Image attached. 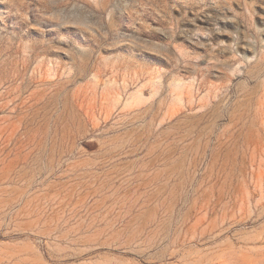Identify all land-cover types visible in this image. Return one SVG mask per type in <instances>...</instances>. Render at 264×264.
<instances>
[{
    "label": "rangeland",
    "instance_id": "1",
    "mask_svg": "<svg viewBox=\"0 0 264 264\" xmlns=\"http://www.w3.org/2000/svg\"><path fill=\"white\" fill-rule=\"evenodd\" d=\"M0 264H264V0H0Z\"/></svg>",
    "mask_w": 264,
    "mask_h": 264
}]
</instances>
